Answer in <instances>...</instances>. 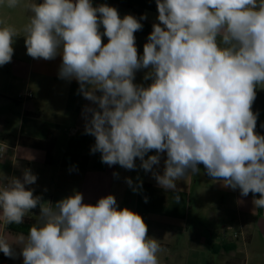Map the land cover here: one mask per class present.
<instances>
[{
    "label": "clouds",
    "instance_id": "obj_1",
    "mask_svg": "<svg viewBox=\"0 0 264 264\" xmlns=\"http://www.w3.org/2000/svg\"><path fill=\"white\" fill-rule=\"evenodd\" d=\"M155 2L159 23L140 55L134 35L140 20L121 18L115 7L0 0V7L31 13L22 30L0 18V66L11 62L22 31L27 55H62L59 77L75 79L98 106H85L83 114L85 133L95 138L91 151L101 153L102 163L133 170L139 158L147 172L166 153L163 174L153 172L163 189L176 192V182L202 164L214 180L243 197L252 193L255 208H264V135L255 131L252 110L256 89L264 88V0ZM141 69H149L148 86L134 83ZM153 150L157 154L145 159ZM6 152L7 145L0 147V162ZM36 180L30 169L22 178L0 171V221L20 225L40 207L26 235L10 240L0 234L6 257L15 258V245L23 264H159L160 240L147 235L140 214L118 208L114 195L86 204L75 192L53 205L26 188Z\"/></svg>",
    "mask_w": 264,
    "mask_h": 264
},
{
    "label": "crops",
    "instance_id": "obj_2",
    "mask_svg": "<svg viewBox=\"0 0 264 264\" xmlns=\"http://www.w3.org/2000/svg\"><path fill=\"white\" fill-rule=\"evenodd\" d=\"M92 3L94 7L101 4L115 7L121 18L133 15L140 20L143 27L134 35L138 54L142 55L153 24L159 23L154 16V0H92ZM30 15L22 6L12 10L0 7V18L18 30L23 29ZM141 16L146 19L141 20ZM100 31L103 32L102 26ZM20 34L13 44L11 62L0 66V143L10 148L0 162V171L8 177L22 178L23 171L30 169L37 180L26 188L32 189L42 202L53 205L75 192L83 195L86 204H96L100 198L114 195L118 208L126 207L140 214L147 224V235L160 240L163 250L158 253L159 264H214L218 260V264H264V208H255L252 193L243 197L239 189L224 187L221 180L207 174L202 164L198 165V173H189L176 182V192L165 190L158 186L153 172L163 174L166 153L160 154L159 165L147 172L140 167L139 158L133 170L102 163L101 153L91 151L95 138L85 133L83 114L85 106H98L84 98L75 79L68 81L59 77L62 55L52 60L34 59L27 55L23 32ZM107 42L108 38L102 36V43ZM147 71L138 70L134 83L148 86L151 80H144ZM27 92L34 98L19 101V95ZM252 110L258 113L255 131L264 135V88L256 89ZM49 132L56 139L50 159L42 150L19 145L20 138L45 140ZM156 154L150 151L145 159ZM128 178L132 179V186L128 185ZM195 184L200 210L196 231L189 223ZM39 215L37 206L24 219L37 223ZM24 225L12 224V227H26L29 231L33 226ZM8 227L0 221V234L10 240L23 233ZM192 230L194 233L190 236ZM225 244H233L235 250L218 254L212 251V246ZM14 248L19 252L17 263L23 264L20 248L15 245Z\"/></svg>",
    "mask_w": 264,
    "mask_h": 264
},
{
    "label": "trees",
    "instance_id": "obj_3",
    "mask_svg": "<svg viewBox=\"0 0 264 264\" xmlns=\"http://www.w3.org/2000/svg\"><path fill=\"white\" fill-rule=\"evenodd\" d=\"M55 140L56 139H55L53 132H49L47 135V138L45 140L20 138L19 145L22 147L31 148V149H35V150H42V151L46 152L47 158L50 159L52 150H53L54 145H55ZM35 223H36V221H28L27 219H24V222L22 224L34 225ZM8 226H9L8 227L9 230L21 231L25 234L28 233V230L26 229V227H24V229L23 228L15 229L12 227V224L8 225ZM233 250H235V247L233 244H225V245L220 246V247L212 246V251L215 254H218L221 251H225V252L229 253ZM15 252H16L15 258L6 257L2 252H0V264H18L17 260H18L19 252L16 249H15Z\"/></svg>",
    "mask_w": 264,
    "mask_h": 264
},
{
    "label": "rangeland",
    "instance_id": "obj_4",
    "mask_svg": "<svg viewBox=\"0 0 264 264\" xmlns=\"http://www.w3.org/2000/svg\"><path fill=\"white\" fill-rule=\"evenodd\" d=\"M154 12H155V15H154L155 16V20H158V18H157L158 10H157V7H156L155 0H154ZM196 179H197V176H195L194 180L196 181ZM197 186L198 185L195 184L194 187H193V190H192L193 191L192 205H191L192 214H191L190 219H189V223H190L191 227L194 228L195 231H196L195 227H197L196 225L198 224L197 223L198 222V215L200 213V210L198 209V206L196 204ZM203 225H205V223H203ZM193 233H194V231L192 230L191 233H190V236H192ZM201 235H204V234L202 233ZM217 262H219V260L215 261L214 264H218Z\"/></svg>",
    "mask_w": 264,
    "mask_h": 264
},
{
    "label": "built area",
    "instance_id": "obj_5",
    "mask_svg": "<svg viewBox=\"0 0 264 264\" xmlns=\"http://www.w3.org/2000/svg\"><path fill=\"white\" fill-rule=\"evenodd\" d=\"M33 98H34V95L30 92H27V93L19 95L18 100L19 101H27V100H31ZM5 145H6L5 143H0V147H4ZM9 149H10L9 146L7 145V152L5 153L4 158L7 156Z\"/></svg>",
    "mask_w": 264,
    "mask_h": 264
}]
</instances>
